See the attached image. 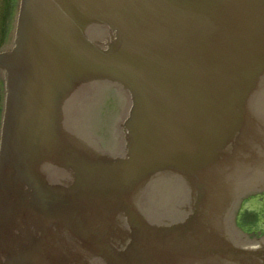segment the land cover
Wrapping results in <instances>:
<instances>
[{"label":"water","instance_id":"water-1","mask_svg":"<svg viewBox=\"0 0 264 264\" xmlns=\"http://www.w3.org/2000/svg\"><path fill=\"white\" fill-rule=\"evenodd\" d=\"M11 12L0 264H264V0ZM257 211L258 225L240 222Z\"/></svg>","mask_w":264,"mask_h":264},{"label":"rangeland","instance_id":"rangeland-1","mask_svg":"<svg viewBox=\"0 0 264 264\" xmlns=\"http://www.w3.org/2000/svg\"><path fill=\"white\" fill-rule=\"evenodd\" d=\"M11 14H12L11 11L7 13L8 15L7 21L3 22V28L0 29V36H2L4 32V35H3L4 39L6 38L8 34V30H9V26H10L11 18H12ZM4 39L2 40V42L4 41ZM119 100L120 98L118 96H114V98L112 97V99H110V97L107 98L104 101L103 105L96 112L93 118V124L99 128L100 133L104 132L105 130H109L111 125L114 123L115 119L117 118V115L119 114L121 110ZM249 204L256 205L257 203L255 202V198L251 199L249 201ZM259 217H260L259 211H257L256 213H249V214L245 213L244 215L241 216L240 222L245 227L253 228L254 226L259 224V219H258Z\"/></svg>","mask_w":264,"mask_h":264},{"label":"flooded vegetation","instance_id":"flooded-vegetation-1","mask_svg":"<svg viewBox=\"0 0 264 264\" xmlns=\"http://www.w3.org/2000/svg\"><path fill=\"white\" fill-rule=\"evenodd\" d=\"M14 2L15 0H0V29L3 28V22L7 21V18H8L7 13L9 11H12ZM3 35H4V32L2 36H0V40H1L0 43L4 39ZM0 101H1V93H0Z\"/></svg>","mask_w":264,"mask_h":264}]
</instances>
